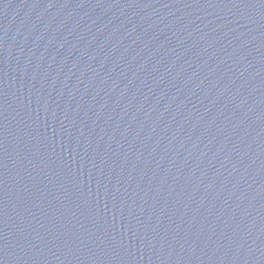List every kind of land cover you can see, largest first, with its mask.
Returning <instances> with one entry per match:
<instances>
[{"label": "water", "instance_id": "water-1", "mask_svg": "<svg viewBox=\"0 0 264 264\" xmlns=\"http://www.w3.org/2000/svg\"><path fill=\"white\" fill-rule=\"evenodd\" d=\"M0 264H264V0H0Z\"/></svg>", "mask_w": 264, "mask_h": 264}]
</instances>
